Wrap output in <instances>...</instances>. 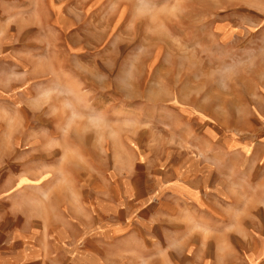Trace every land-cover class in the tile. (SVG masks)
I'll return each instance as SVG.
<instances>
[{"label":"rangeland","instance_id":"obj_1","mask_svg":"<svg viewBox=\"0 0 264 264\" xmlns=\"http://www.w3.org/2000/svg\"><path fill=\"white\" fill-rule=\"evenodd\" d=\"M38 6L20 3V50L0 54L20 56V98L0 97L8 167L24 158L46 202L107 210L158 201L172 162L206 166L196 232L264 264V0Z\"/></svg>","mask_w":264,"mask_h":264},{"label":"crops","instance_id":"obj_2","mask_svg":"<svg viewBox=\"0 0 264 264\" xmlns=\"http://www.w3.org/2000/svg\"><path fill=\"white\" fill-rule=\"evenodd\" d=\"M42 1L56 0H0V54L9 48L20 50V3H32L37 13ZM11 67L18 74L4 78L1 73ZM19 73V55L0 58V97L20 98V80H12L18 79ZM3 150L1 147L0 264L257 262L254 252L246 247L243 253L234 252L232 246H225L222 251L217 244L232 242L226 231L223 235L196 232L202 224L193 218L195 210L206 205L213 208L205 199L210 193L198 179L201 172L208 170L206 166L184 167L180 162H172L161 174L162 195L158 201L106 210L99 206L94 208L86 201L78 204L46 202L43 194L51 195L55 189L42 193L40 187L24 181L26 160L20 158L23 159L20 167H8L11 158ZM185 213L191 217H183ZM205 225L217 227L215 223Z\"/></svg>","mask_w":264,"mask_h":264}]
</instances>
